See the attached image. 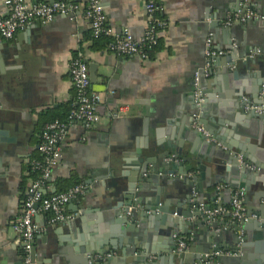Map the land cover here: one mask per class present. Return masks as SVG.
Wrapping results in <instances>:
<instances>
[{
  "label": "crops",
  "instance_id": "1",
  "mask_svg": "<svg viewBox=\"0 0 264 264\" xmlns=\"http://www.w3.org/2000/svg\"><path fill=\"white\" fill-rule=\"evenodd\" d=\"M51 1L27 0L29 4ZM67 1L79 5L74 20L58 16L48 24L34 22L0 46V264H23L19 235L13 224L22 213L28 186L35 178L29 168L39 154L43 130L76 106L69 67L80 55L89 67L99 66L92 90L102 96L100 122L90 131L81 122L70 128L61 144V159L53 168L51 186L53 192H59L80 182L86 192L67 207L69 214L78 215L75 220L53 227L48 225L47 215L36 218L41 231L33 242L35 264H87L85 251L109 245L111 252L93 256L100 264L108 259L114 264H142L141 250L126 246L128 237L123 226L118 227L111 220L105 206L111 193L120 188V180L132 174L138 150L164 149L184 130L193 131L194 78L208 65L206 78L212 85L204 84L202 114L225 122L220 129L228 147L245 143L257 161L252 164L257 169L252 171L259 173L264 182V119L251 118L244 106L248 103L264 107L259 103L264 98L263 91L258 93L256 83L262 71L258 66L250 70L241 66L248 58H259L252 56L254 51L264 50V28L256 21L226 25L235 7L245 10L242 3L236 5L237 0H160V15L166 26L161 30L158 47L143 61L117 55L107 48L96 51L91 25L84 15L89 0ZM100 1L109 28L116 33L128 29L136 39L143 37L148 25L143 0ZM252 8L264 15V0H252ZM8 15L4 0H0V16ZM211 36L213 50L229 53L209 59L207 40ZM228 59L233 63L228 64ZM217 60L225 61L224 68L216 64ZM222 69L226 72H220ZM215 152L219 154L217 159L227 160L222 150ZM114 162L118 163L115 170ZM204 163L207 170L196 173L204 175L202 183L207 186L217 173L216 166L206 160ZM224 166H230L229 161ZM150 175L158 179L157 185L148 182ZM143 177L147 181L143 184L144 194L150 196L165 176L148 171ZM183 190L172 189V193L182 199ZM252 190L264 195V183L257 182ZM233 194L226 184L205 187L204 205H211L212 210L230 209ZM252 207L259 220L254 219L257 224L241 232L246 247L239 257L246 256L244 264H264V228L259 226L264 221V210L259 202ZM148 217L137 221L138 238L143 244L160 247L162 257L160 260L152 255L156 259L150 257L148 264H171L164 251L176 241ZM211 222L218 224L216 233L222 236L219 250H234L237 222L228 213ZM205 229L186 227L185 232H189L182 230L177 235L188 241V250H204L209 245ZM175 264L182 262L178 259Z\"/></svg>",
  "mask_w": 264,
  "mask_h": 264
},
{
  "label": "water",
  "instance_id": "2",
  "mask_svg": "<svg viewBox=\"0 0 264 264\" xmlns=\"http://www.w3.org/2000/svg\"><path fill=\"white\" fill-rule=\"evenodd\" d=\"M243 0H237L236 5H240ZM55 0L51 1V3ZM242 10L241 7H235L234 13ZM264 28V22H254ZM240 25V23H239ZM232 34L234 28L229 29ZM264 44V43H263ZM259 46V45H257ZM225 61L217 60L216 64L221 65L224 68ZM228 64H232L233 61L228 59ZM241 66L250 70L254 66H258L262 71L261 75H257V86L258 93L264 90V58L259 57L248 58L246 61L241 63ZM98 70L99 66L97 64H91L89 67L90 79L92 84H96L98 80ZM226 69H222L220 72H226ZM200 73V80L198 88L202 91V98H205L206 91H204V84L209 82L205 76L204 69L198 71ZM214 83V82H213ZM196 88L193 90V104L195 107V92ZM256 90L254 89V96L256 95ZM261 105L264 104V98L260 99ZM246 103H244V106ZM243 106V107H244ZM197 112L192 110L191 116ZM201 116V123L205 126L208 133L217 139L227 150L209 143L207 139L198 131L193 129L184 130V132L176 139L173 143L167 144L164 149L158 150L157 148H147V151H137V160L134 162V170L131 175L126 176L120 180V188H117L109 196L106 209L110 210L108 213L111 220L118 226L122 227L123 232L128 237L126 246L130 247L132 250H141L140 262L142 264H148L149 258L152 255L159 256L161 260V249L154 245L141 243V238H138L137 221L142 217H148L147 213H150V220L154 222L158 228L163 230L162 232L167 236L174 237L179 234L182 230L183 233H187L186 227H201L204 226L206 239L209 243L206 249H199L196 251L195 248L190 250L186 249L179 252L177 249V243L171 246L170 249H166L164 252L168 255L167 258L171 264L179 259L182 264H194L195 262H200V264L206 263L205 256L212 255L219 250L220 240L222 236L217 232L218 224L216 222H209L206 213L212 209L211 205H204V194L205 187L208 189L215 188L218 184H226L229 187L230 193H234L237 190L246 191V199L244 205L247 206V215L252 216L254 209L252 205H256L259 202L261 211L264 207L261 206L262 200H264L263 194H255L252 187L257 184V182L263 180L260 178V174L253 172L249 166L256 164L257 161L253 157V152L245 145L244 142L238 145L228 147L226 140L221 135L222 128L225 122L221 119L215 121L213 118L208 119L207 115L202 114V107L198 111ZM251 118L264 119V116L257 115L255 112L249 113ZM3 142V141H2ZM189 145H188V144ZM215 149L222 150L228 158L230 166H224L227 164L226 161L217 159L219 157ZM234 151V152H233ZM232 153H234L232 155ZM239 154L243 157V164H239L236 155ZM208 161L216 166V176L210 181L207 186H203V174L196 173L197 171L207 170V166L204 161ZM113 167L115 170L118 167V163L114 162ZM151 172V174L161 173L165 177L162 179L161 186L156 187V191L150 196H146L143 184L146 181L144 175ZM177 176V177H176ZM149 183H154L157 185L158 179L152 175L149 176ZM147 182V181H146ZM139 184V185H138ZM139 186V187H138ZM141 186V187H140ZM116 187V186H115ZM184 188L182 199H176L172 193V189L179 191ZM139 189L140 192L137 193L136 190ZM143 193V194H142ZM212 196V195H211ZM214 196V195H213ZM204 205V208H202ZM131 209V211H130ZM177 213L176 218L181 217L184 220L173 219L174 214ZM252 224H257L253 220L248 222H237L235 230L237 235L235 238L232 251L238 255L235 257H218L214 264H244L246 256L244 258L239 257V253L244 252L246 244L241 243V232L243 230H248ZM260 227L264 228L263 223L259 224ZM197 236L195 237L194 242ZM215 246V247H213ZM22 248V247H21ZM115 248V247H114ZM109 246H100L99 248L88 249L84 252L87 260H89L94 255H105L107 252H111ZM115 250V249H114ZM197 252L199 255H195ZM126 254V251H123ZM33 261L35 263V248L33 245L32 252ZM105 264H114L110 259L106 261ZM150 264H156V262L151 261Z\"/></svg>",
  "mask_w": 264,
  "mask_h": 264
},
{
  "label": "built area",
  "instance_id": "3",
  "mask_svg": "<svg viewBox=\"0 0 264 264\" xmlns=\"http://www.w3.org/2000/svg\"><path fill=\"white\" fill-rule=\"evenodd\" d=\"M146 5L148 25L141 39H136L133 34L125 29L116 33L107 25V17L100 0H89L84 11L88 19L94 39L107 37L110 39L107 50L117 55L125 57H137L143 61L149 59V51L158 47L161 37V30L166 23L161 18L162 8L160 0H143ZM4 4L9 12L7 17L0 16V46L20 32L25 30L34 22L42 24L51 23L56 17L64 16L74 20L79 12V5L67 0H58L53 3L42 2L29 4L27 0H4ZM244 11L232 14L226 20V25L236 22H264V15L256 12L252 8V0H243ZM212 36L207 40V56L209 59L221 57L228 54V51H215L212 49ZM253 57H263L264 50H256ZM209 65L204 69L205 76L209 75ZM69 73L76 93V106L69 113L65 120L55 119L43 130L41 142L38 147L39 158L30 163V170L37 174L29 184L27 197L22 203V213L13 224V229L19 235V244L22 247L23 264H35L32 257L34 238L40 233V228L36 222L39 215H47L49 226H58L75 220L77 214H69L67 207L74 201L85 195L86 187L77 184L63 192H53L51 177L53 168L58 165L61 159V144L69 134L70 128L75 123H83L88 131L95 129L100 122L99 105L102 102L101 94L92 90L90 79L89 63L80 55L74 58L69 67ZM200 73L197 72L194 78L195 92V112L192 115V127L201 133L209 143L217 145L223 150H227L217 139L211 136L201 123V116L198 112L203 105L202 91L198 88ZM264 96V90L262 92ZM246 100V99H245ZM247 102V101H245ZM1 110V101H0ZM247 112H255L264 116V107L246 103ZM234 153H232L233 155ZM239 164H243V157L236 155ZM256 170L257 167L249 166ZM246 193L244 190H237L231 198L230 209L218 207L206 213L208 221H214L226 213L230 214L236 222H248L249 220H259L258 216H248L244 206ZM264 203V201H263ZM204 208V205H202ZM131 211V209H130ZM178 214L175 213L174 217ZM241 243L243 235L241 234ZM177 243V250L182 252L189 248L187 240L179 235L174 236ZM238 254L234 251L219 250L212 255H206V263L215 261L218 257H235ZM156 259V257H151ZM88 264H100L98 259L92 257Z\"/></svg>",
  "mask_w": 264,
  "mask_h": 264
},
{
  "label": "trees",
  "instance_id": "4",
  "mask_svg": "<svg viewBox=\"0 0 264 264\" xmlns=\"http://www.w3.org/2000/svg\"><path fill=\"white\" fill-rule=\"evenodd\" d=\"M92 39L94 40L93 48H94L96 51L103 50L104 48H107V45H108V43H109V41H110V39L107 38V37H100V38H98V39H94V38H93V35H92ZM152 51H153V50H152ZM152 51H149V53H151ZM70 112H71V110H68V112H66L65 115H63L62 117H60V119H61V120H65V119L67 118V116L69 115ZM29 172L31 173L32 176H33V175H34V177L37 176V174L31 172L30 168H29ZM65 182H67V181H65ZM79 183H80V182L72 183V184L68 185L66 189H62V190H60L59 192H63V191H65V190L69 189L70 187H73V186H75V185H77V184H79Z\"/></svg>",
  "mask_w": 264,
  "mask_h": 264
},
{
  "label": "rangeland",
  "instance_id": "5",
  "mask_svg": "<svg viewBox=\"0 0 264 264\" xmlns=\"http://www.w3.org/2000/svg\"><path fill=\"white\" fill-rule=\"evenodd\" d=\"M37 158H39V154H38V156L35 158V159H37ZM34 160V159H33Z\"/></svg>",
  "mask_w": 264,
  "mask_h": 264
}]
</instances>
